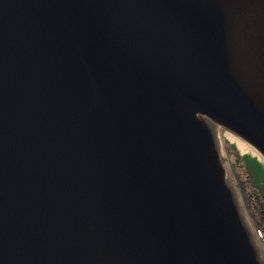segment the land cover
<instances>
[{"label":"water","instance_id":"95a60500","mask_svg":"<svg viewBox=\"0 0 264 264\" xmlns=\"http://www.w3.org/2000/svg\"><path fill=\"white\" fill-rule=\"evenodd\" d=\"M228 13L0 0V264H260L204 119L264 155Z\"/></svg>","mask_w":264,"mask_h":264},{"label":"rangeland","instance_id":"374dc122","mask_svg":"<svg viewBox=\"0 0 264 264\" xmlns=\"http://www.w3.org/2000/svg\"><path fill=\"white\" fill-rule=\"evenodd\" d=\"M249 1L251 0H247L248 3H250ZM242 5V2H235V4L231 6L230 12L228 13V39L230 43L231 56L233 60L235 56L239 59L236 61V63H238V65L235 66L236 70L238 68L241 73H245L248 81L257 84L264 91V57H262V59L260 57L261 53L262 55L264 54V13L249 12L248 9ZM214 126V128L211 127V132L213 133L217 146L220 149L221 161L226 170V180L233 190L237 192L235 176L231 167V158H233V160L236 159L237 153L241 156L246 154L257 156V154L245 152L244 150L242 151L238 143L230 137V133L237 135L232 130L226 128L224 125L218 124ZM229 145L234 146V149L229 148ZM230 151L232 157L229 156ZM257 157H259L264 164V157ZM240 195L241 194L238 190L236 198L243 212L245 221L253 234L252 237L254 242L260 247L261 256L264 258V244L262 243V239L259 237L255 226L253 225V221L249 217L243 199ZM249 236L251 237L250 234ZM253 246L255 248V245ZM255 255L256 259L261 264L259 253L256 248Z\"/></svg>","mask_w":264,"mask_h":264},{"label":"trees","instance_id":"16d2710c","mask_svg":"<svg viewBox=\"0 0 264 264\" xmlns=\"http://www.w3.org/2000/svg\"><path fill=\"white\" fill-rule=\"evenodd\" d=\"M204 119L211 127L216 125V123L209 118ZM230 145L229 148L234 149V146ZM229 156L232 157L231 151ZM231 159V167L235 176L237 192L239 190L249 217L253 221V225L255 226L259 237H261L262 243L264 244V164L256 156L251 154L241 156L237 153L236 159ZM230 188L233 191L236 204L239 207L244 224L251 235L252 242L259 253L260 262L261 264H264V258L261 256L260 247L254 242L252 237L253 234L245 221L243 212L236 198L237 192H235L231 186Z\"/></svg>","mask_w":264,"mask_h":264},{"label":"bare ground","instance_id":"6f19581e","mask_svg":"<svg viewBox=\"0 0 264 264\" xmlns=\"http://www.w3.org/2000/svg\"><path fill=\"white\" fill-rule=\"evenodd\" d=\"M236 2H242V6H245L246 9H248L249 12H260L261 14L264 13V0H254V2L248 3L247 0H222V4L230 12L231 6L235 4ZM252 1V0H251ZM260 23V22H259ZM233 53V52H232ZM234 57V54H233ZM236 58V59H235ZM233 60V59H232ZM239 60L237 56L234 57V65H238L236 61ZM240 68V67H239ZM238 69V68H237ZM238 80L243 83L244 87L253 95L255 96L258 101L260 102L261 106H264V93H261V90L259 88H255L254 85L255 83L250 84L248 82L247 77L245 73H241L238 71ZM260 91V92H259ZM230 137L236 141L241 148V150L245 152H252L253 154H257V156H260L261 158L264 157V155L259 151V149L251 144L249 141L240 138L241 136L239 135H234L233 133H230Z\"/></svg>","mask_w":264,"mask_h":264}]
</instances>
